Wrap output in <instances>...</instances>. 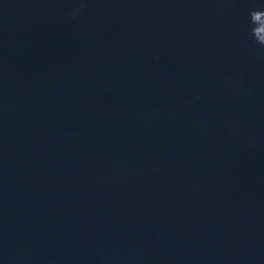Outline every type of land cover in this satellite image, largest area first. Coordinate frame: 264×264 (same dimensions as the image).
I'll list each match as a JSON object with an SVG mask.
<instances>
[{"label":"water","instance_id":"water-1","mask_svg":"<svg viewBox=\"0 0 264 264\" xmlns=\"http://www.w3.org/2000/svg\"><path fill=\"white\" fill-rule=\"evenodd\" d=\"M0 264H264V0H0Z\"/></svg>","mask_w":264,"mask_h":264}]
</instances>
